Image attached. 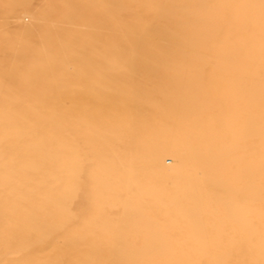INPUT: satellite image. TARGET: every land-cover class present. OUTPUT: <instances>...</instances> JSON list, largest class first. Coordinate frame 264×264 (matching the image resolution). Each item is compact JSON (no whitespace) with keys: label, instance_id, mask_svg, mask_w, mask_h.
I'll list each match as a JSON object with an SVG mask.
<instances>
[{"label":"rangeland","instance_id":"374dc122","mask_svg":"<svg viewBox=\"0 0 264 264\" xmlns=\"http://www.w3.org/2000/svg\"><path fill=\"white\" fill-rule=\"evenodd\" d=\"M136 1L0 0V264H264V0H144L162 55L117 59Z\"/></svg>","mask_w":264,"mask_h":264},{"label":"bare ground","instance_id":"6f19581e","mask_svg":"<svg viewBox=\"0 0 264 264\" xmlns=\"http://www.w3.org/2000/svg\"><path fill=\"white\" fill-rule=\"evenodd\" d=\"M76 2H77V0H52V3H55L54 5L51 3V5H53L52 6V9L55 8L56 10L55 9L53 11L52 10L51 11L49 10V14H51L53 17H61V16L64 17L65 15H68V17L65 18L66 21H64L63 23L67 24V26L70 28L69 25H72L73 23L77 22L78 21V18H79L78 17L79 15H77V13H79V9H78V7L75 6V3ZM213 2L214 1H212L211 2V5H210L212 7L215 6V3L213 4ZM136 4H137L138 9H136V11L133 12L135 14H132V15L129 16V19L127 17H122V14H120V12L117 11V10H127L129 8L127 3L126 4L124 3V4L120 5V8H118V9L117 8L115 9V6H113L111 4H109V7H107V14L109 13L110 16L112 17V22L110 24H111L112 27H114L112 30H110L111 31L110 33H114L116 35V38H117L116 39V44H114V45H116V46H125L124 47L125 48V54L122 55V56L117 57V59H123V60L124 59L125 60L126 59H131V60L132 59H137V60H140V59H148L147 57H148V55H151V53H155L156 56L159 59L160 55H162L161 50H160L161 48L159 47V49L157 50V53H156V51L153 52V50H154V45L153 44L155 42V38L151 35L149 38L145 39V41H144V39H140V37H139V35L141 33L140 32V28H142L140 25L142 23L148 21L149 19H151L152 16H155L157 9L155 7H153V6L152 7H149L148 9L145 8L144 0H137L136 1ZM54 6H56V7H54ZM107 14H106L105 17H107ZM177 14H182L183 15L184 13H182V12L179 11ZM167 18H169V17H167ZM175 20H178V17ZM69 28H65L64 27V24H62V25H60L58 27H52L50 29H45V30L42 29L40 31V36L39 37L37 36L36 39H35V41H33V42L35 43L36 47L37 46H40L42 44L44 46V44H46V43H48V45L50 46V44L52 45L53 43L60 44V43L70 42L71 41V37L73 35H75L76 38H77L76 41H77V45L78 46H80V45H87L88 40L84 39L83 36H81V35H78L77 36L76 34H74L75 32L74 31L72 32V29L70 30ZM128 28H130V31H131L132 35L134 36V38L131 39V40H125L124 39V36H123L124 33H125V31ZM106 29H107V26L105 25V28H103V30L106 32ZM174 30H175V33L174 34H171L170 32L164 33L165 34V37L162 40L165 43L170 42L169 40H172L175 36L177 38L178 37H184L183 34H182L183 29H181L179 31L178 28H175ZM73 39H74V37H73ZM138 39H140V40H138ZM71 44L73 45L74 43H71ZM69 45L70 44H68V45L66 44V46L68 48L67 51L69 50V47H70ZM183 50L185 51L184 46L178 47V50L176 51L177 55H178V53L180 54V51L182 53ZM105 54H108V52L106 50L105 51L103 50V51H98L97 52V56L100 57L101 59H103L102 57H104ZM141 54H144L145 57L144 58H140ZM123 68H124L123 65L115 64V65L109 67V71L111 73L112 72L119 73V71L121 69H123ZM161 69H158V70L160 71ZM128 90L130 92H132L133 87H129ZM110 91L111 92L114 91V86H113V88L110 89ZM122 94H124V93H122ZM118 97H121V100H123L122 103L123 104L126 103L124 106L125 107L127 106V108H129V110L130 109H131V111L132 110H136L134 106L136 105L137 102H133L134 100H132V102L130 100V102H129L125 97H123V95L118 96ZM143 102H145V101H143ZM141 104H142V102H141ZM139 106H140V104H139ZM139 106H137V107H139ZM141 107H143V106H141ZM151 107H149V108H151ZM88 108H89V106L87 107V110H88ZM145 109H143V110H145ZM84 110H86V109H84ZM143 110H142V112H143ZM149 110H147V111H149ZM89 112L90 113H93V114H97L98 111L95 112V111H93L92 108H89ZM150 112H152V111H149V113ZM132 113H133V111H132ZM140 119H142V118H140ZM131 120L133 121V118L130 119L129 121H131ZM146 122H147V120H146ZM148 122H150V121H148ZM123 127L125 128L126 126H123ZM110 264H111V261H110Z\"/></svg>","mask_w":264,"mask_h":264}]
</instances>
